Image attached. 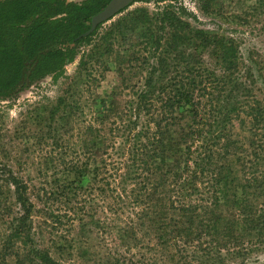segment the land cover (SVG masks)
I'll return each instance as SVG.
<instances>
[{"label": "trees", "instance_id": "trees-1", "mask_svg": "<svg viewBox=\"0 0 264 264\" xmlns=\"http://www.w3.org/2000/svg\"><path fill=\"white\" fill-rule=\"evenodd\" d=\"M178 1H136L169 3L158 22L169 30L167 48L172 50L185 28L170 4ZM109 2L1 0L0 98L12 97L60 70L72 57L74 46L93 36L97 29L88 37H80L89 30L93 16ZM160 41L144 43V55L130 61L136 62L141 73L139 86L132 91L124 110L135 120H120L119 127L111 126L108 145L120 137L123 150L111 146L116 161L111 155L108 161H102L105 171L112 174L102 200L111 218L125 216L132 240H136L140 228L151 229L156 245L148 251L174 246L176 256L166 253L161 257L164 263L168 260L173 264H193L188 249L196 250L204 235L213 237L211 244L218 249V264L223 262V251L229 257L240 258L247 251L264 247V165H260L264 163L263 111L258 102L244 101L247 96L241 92V88L245 89L238 82L240 77L232 78L239 59L232 44L220 39L218 47L222 53L218 58L223 75L218 79L189 64L177 69L173 59L158 51ZM169 71L171 75H167ZM184 114L191 124L181 133L177 146L168 145L169 126ZM234 121L248 133L246 146L235 140ZM112 162L116 163L111 166ZM234 163L241 167L237 173ZM111 168L114 173H110ZM121 170H125L123 176L119 174ZM9 180L22 216L11 222V231L1 243L0 264H63L52 258L48 250L35 247L28 223L32 206L26 196L27 187L14 177L9 176ZM238 190L241 194H237ZM168 192L172 193L170 203ZM161 201L167 204L162 210L171 211L173 217L169 230H165L166 224L161 228L162 210L155 213ZM151 215L155 218L149 219L147 225L138 224ZM201 216L204 217L199 219ZM155 221L162 233L158 228L152 229ZM107 227L113 231L111 220ZM124 236L125 232L121 237ZM117 243L122 241H113L114 245ZM116 254L114 258L111 255L108 264L129 263ZM214 257L206 263L211 264Z\"/></svg>", "mask_w": 264, "mask_h": 264}, {"label": "rangeland", "instance_id": "rangeland-1", "mask_svg": "<svg viewBox=\"0 0 264 264\" xmlns=\"http://www.w3.org/2000/svg\"><path fill=\"white\" fill-rule=\"evenodd\" d=\"M65 1L81 4L85 0ZM170 4L185 25L173 50L167 48L169 30L158 22L169 3L135 2L101 24L88 42L76 44L60 70L12 97L0 98V249L11 222L22 216L10 176L27 187L32 206L28 223L35 247L48 250L63 264H108L117 252L129 261L127 264H173L162 262L161 257L166 253L176 256L174 246L148 251L156 245L151 229L140 228L132 240L125 216L111 218L102 200L112 175L102 161H108V155L116 161L111 146L123 150L120 137L108 145L111 126L119 127L120 120H135L124 109L139 86L141 71L130 61L143 54L144 43L160 39L158 51L173 59L177 69L189 64L219 79L223 75L218 58L222 39L238 52L231 74L232 78L240 77L238 82L246 91L241 88V92L247 96L244 101L258 102L264 114V0H180ZM232 87L233 83L227 88ZM234 122L235 140L246 146L248 133ZM190 124L186 114L172 122L167 144L177 146ZM234 168L237 173L241 167L234 163ZM110 173H114L112 168ZM119 174L123 176L125 170ZM110 185L120 188L116 183ZM171 196L168 192V203ZM108 202L111 204V199ZM164 206L167 204L161 201L155 213ZM221 210L226 213L223 207ZM170 212L162 210V229L165 224V230L170 229ZM153 218L151 215L138 224L147 225ZM110 220L113 231L107 227ZM154 224L152 229L162 233L158 222ZM116 239L121 245L113 244ZM212 239L204 235L196 250L188 249L193 264H210L206 261L212 256L215 260L211 264H218V249L211 244ZM247 252L232 258L223 251L219 264H264V247Z\"/></svg>", "mask_w": 264, "mask_h": 264}, {"label": "water", "instance_id": "water-1", "mask_svg": "<svg viewBox=\"0 0 264 264\" xmlns=\"http://www.w3.org/2000/svg\"><path fill=\"white\" fill-rule=\"evenodd\" d=\"M136 1L137 0H110V2L99 13L93 16L89 30L83 33L80 37H88L98 26L109 21Z\"/></svg>", "mask_w": 264, "mask_h": 264}]
</instances>
